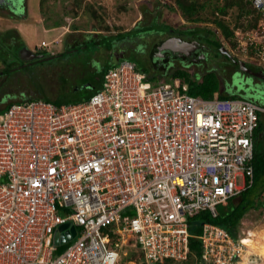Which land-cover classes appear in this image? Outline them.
Here are the masks:
<instances>
[{
    "label": "built area",
    "instance_id": "built-area-1",
    "mask_svg": "<svg viewBox=\"0 0 264 264\" xmlns=\"http://www.w3.org/2000/svg\"><path fill=\"white\" fill-rule=\"evenodd\" d=\"M248 1L255 27L223 47L264 71V0ZM263 116L251 100L153 82L123 58L85 101L13 103L0 113V264H118L125 246L145 264L186 261L188 219L215 217L252 184ZM65 223L75 235L56 245ZM195 237L199 264H259L238 232L206 222Z\"/></svg>",
    "mask_w": 264,
    "mask_h": 264
},
{
    "label": "rangeland",
    "instance_id": "rangeland-1",
    "mask_svg": "<svg viewBox=\"0 0 264 264\" xmlns=\"http://www.w3.org/2000/svg\"><path fill=\"white\" fill-rule=\"evenodd\" d=\"M18 2L16 4L17 7L14 6L13 9H8L17 17H12V15L5 17L4 21H0V45L3 44L4 33L6 31H14L16 34L12 33L6 40L16 39L18 40L17 45H25L23 49L26 48L28 51L30 49L36 51L41 42L50 44V51H43L47 55L50 54V56L53 53L62 51L63 47L66 46L70 49H73L72 47H76L75 49L81 47L83 51L78 53L68 52L61 60H49L32 64L29 67L7 73L4 79H0V100L2 99V103L14 97L12 95L14 89L22 90L21 93L31 92L34 94L44 90L46 91L45 94L55 93L63 96V98H67L68 94L77 98L83 97L85 91L81 85L89 80L82 78L81 74L84 71L87 72L86 65L88 66V64L86 59L91 57L87 51L90 49L92 53L98 51L96 56H94L95 60H91V62L99 61L98 63L94 62V66L103 64L102 61L105 62L108 57L105 51L99 50L101 44H98L95 49L90 47L103 37L134 29H147L145 32L143 31V34L141 33L143 36L140 39L135 37L122 42L123 47H121L122 50L120 52H117L118 48H120L119 44L118 46L116 45V51L110 58L112 66L119 59H122L120 58L123 55L122 53L129 54L134 52L135 55H139V49L144 44L142 42L156 36L158 34L156 31H160L157 28L148 29L153 25H166L175 30H185L199 26L213 28V25L209 23L210 21H207L206 24H191L184 21L178 10L169 8L172 3L171 0H24V6L23 1ZM0 12L4 14V12ZM54 23L57 25L61 24V26L53 27ZM159 36H162V34H159ZM151 40H148V42H151ZM220 40L223 44H229L222 37H220ZM229 46L234 47L232 42ZM220 50L219 52L222 53V48ZM0 52L2 53V51ZM42 55L43 60L44 58L47 59L48 56ZM82 55L84 57L80 58ZM129 60L136 65L140 73L145 76L150 75L151 70L144 59L131 57ZM77 61H79L78 66L75 65ZM235 61L241 65L245 64L239 59ZM245 62L249 63L248 61ZM1 66L0 62V71L2 69ZM101 67H105V65H99L98 68ZM178 67L174 66L167 71L166 75L162 74L163 81H170L171 74ZM244 67L249 70L248 66L244 65ZM190 69L193 71V79L200 81L202 74L195 72L193 67ZM99 70L96 72L97 75H99ZM233 73L232 83L229 82V75L225 77L228 83H222V93L227 94L228 92L242 99H251L253 102L264 106V83L258 81L254 83L253 77L248 76L249 73L239 70L238 67L234 68ZM57 87L63 88V90L53 92ZM72 96L69 98H72ZM262 122L264 123V116L262 117ZM260 142L264 148V131H262L259 139ZM238 182L241 183V180L239 179ZM237 232L242 236H246L249 233L252 234L253 244L249 251L257 255V257H254V261L264 264V254L259 253V248L264 250V207L258 206L249 211L238 225ZM254 242H256V245ZM258 245L260 246L258 247ZM121 255V260L118 264H145L140 251L132 246H125L123 251H121Z\"/></svg>",
    "mask_w": 264,
    "mask_h": 264
},
{
    "label": "trees",
    "instance_id": "trees-1",
    "mask_svg": "<svg viewBox=\"0 0 264 264\" xmlns=\"http://www.w3.org/2000/svg\"><path fill=\"white\" fill-rule=\"evenodd\" d=\"M171 2L172 3L169 5V8L178 10L181 17L186 22H190L191 24H206L207 21H210L209 23L213 25V28L211 27L212 29L197 25L199 27L186 29L185 32L192 35L212 37L214 39L212 43H214L216 46L218 54H221L219 49L221 46H223L222 42L220 41V37H222L226 42H229V44L232 42L233 46V30L237 28L249 30L255 27L259 17L252 4L248 0H171ZM60 26L61 24H53V27ZM155 28L164 30L166 32L172 31V28H169L166 25L158 26L157 24L149 27L148 29ZM146 30L134 29L128 32H120L116 35H109L99 39L97 43L95 42L90 47L95 49L97 48L98 44H103L105 49L110 51L113 44H116L130 36H139V34H143ZM17 43L18 40L16 39L8 41L5 37L3 38V44L0 45V51H2V53L0 52V62L2 64L0 75L9 73L10 67L17 64L16 60L18 59V52L25 46L23 44L17 45ZM42 54L45 56L47 55L43 51ZM110 66L111 64H108L105 67L100 68L99 75L91 74L93 76H88L87 72L85 71L81 73L82 78H86L87 80L89 79L88 82L82 85L79 84L83 86L85 91V95L83 97L77 98L68 94L67 98H63V96L53 93L55 91H62V87V89L59 87L54 89L52 92L53 94H45L46 91L44 90L36 92V94L31 92L21 93L22 90L14 89V91H12V95L14 96L13 98L8 99L4 103H2V99L0 100V113L4 112L13 103L27 102L32 100L51 102L58 106L62 104H71L85 101L100 88L103 80V73ZM88 67L89 65H86V69ZM174 79H178L181 83H185L188 87V93L192 96L201 97L203 99H212L217 94V98L219 99L238 98L236 95L228 96L222 93L220 91V79L212 72L205 73L202 75L200 81H195L192 77L190 80V76L187 72L183 70H175V72H173L170 76V81H173ZM71 96L72 98H69ZM262 131H264V123L262 122V119H260L258 128L254 134L255 148L254 158L252 161L253 178L250 187H247L245 190H243L237 197L228 200L225 206H219L217 208V214L215 217H212L209 211H201L192 215L188 219V231L191 237L188 240L189 255L187 260L181 263L166 260L164 264H199L201 244L195 236H198L201 233L203 223L208 222L222 227L231 235L235 236L237 234L238 225L240 224L243 217L255 207H264V148L262 143H259ZM61 249L62 247H59L58 251Z\"/></svg>",
    "mask_w": 264,
    "mask_h": 264
},
{
    "label": "flooded vegetation",
    "instance_id": "flooded-vegetation-1",
    "mask_svg": "<svg viewBox=\"0 0 264 264\" xmlns=\"http://www.w3.org/2000/svg\"><path fill=\"white\" fill-rule=\"evenodd\" d=\"M21 2L23 1V6H24V0H5V2L3 3L4 5H6V9L11 10L16 6L17 2ZM18 2V3H19ZM2 4V5H3ZM1 6V5H0ZM24 8V7H23ZM8 10V11H9ZM192 29V28H191ZM158 34H156V36L152 37L151 42H148V40L143 41L142 43L143 46L140 47L139 49V55H135L134 52H131L129 54L126 53H122L123 55L120 56V58L123 59H129L131 57H137V58H141V59H148L150 61L151 66H153V69L155 70H161L163 73H167V71L174 67V66H179L178 68H176L175 70H183L185 72H189L191 73V75H193V71L190 68H194L195 72H199L202 75H204L205 73L208 72H212L214 74H216L219 79H220V83H228L226 81V76L229 75V82L232 83L233 81V70L234 68L237 67V61L235 60H240V57L237 55H233L227 52L226 49H223L222 47V53L218 54L217 50H216V46L214 45V43H212V41H214V39L210 36H201V35H192L189 34L185 31H178L175 29H172V31H164V30H160V31H156ZM159 34H162V36H159ZM143 35H139V36H130L120 42H118L116 45L120 46V48H118L117 52L121 51V47H123L122 42L128 40V39H132V38H141ZM170 38H177L180 39L182 42H186L189 44H193L195 45L194 47H191L190 45H187L185 47H187L184 51H179V54L182 55L181 57L178 56H171L169 52H159L157 51L156 47L159 43H161L164 40ZM130 39V40H131ZM158 41V42H156ZM181 44V43H180ZM182 45V44H181ZM117 46L115 48H117ZM184 47V46H183ZM64 49H62V51L58 52V53H53L48 54L47 59L44 58H38V56L42 55V51H40L39 49H37L36 51L33 49H30V51H28L26 48H22L19 50L18 52V59L17 64H15L14 66L10 67L9 72L11 71H15L18 69H23L25 67H29L32 64H37V63H43L45 61H53V60H61L63 59L64 55H67L68 52L70 53H78L79 51H83L80 50V48H77L75 50L76 47H72L73 49H70L69 47H63ZM131 48V46H130ZM152 49V50H151ZM27 50V51H26ZM85 50V49H84ZM151 50V52L149 51ZM220 50V49H219ZM221 51V50H220ZM91 57L86 59V63L89 65V67L87 68V70L89 72H92L93 75H96L97 70H99L100 68L99 65L104 66V64H99L94 66L93 63L96 62H91V60H95L94 59V53L91 52V49L87 51ZM223 52H226L225 54ZM164 55V58L160 59V56ZM159 56V57H158ZM84 57V55H82L80 58ZM238 57V58H236ZM147 60V61H148ZM79 61H77L78 63ZM98 63V61L96 62ZM245 66L249 67V71L258 75L259 73H262L264 75V71H261L260 67H257L253 64L250 63H246L244 62ZM78 66V65H77ZM102 68V67H101ZM249 73V72H248ZM198 74V73H196ZM6 75V74H5ZM5 75H0V79H4ZM248 76L253 77V81L254 83L256 81L258 82H263L264 80H262L259 77L256 76H252L251 74H248ZM255 79V80H254ZM154 80H156L154 78ZM220 84V85H221ZM251 100V99H249ZM253 101V100H251Z\"/></svg>",
    "mask_w": 264,
    "mask_h": 264
},
{
    "label": "water",
    "instance_id": "water-1",
    "mask_svg": "<svg viewBox=\"0 0 264 264\" xmlns=\"http://www.w3.org/2000/svg\"><path fill=\"white\" fill-rule=\"evenodd\" d=\"M3 2H5V0H0V3H3ZM187 45H190L191 47L195 46L192 43L189 44L186 42H182L180 39L171 38V39H168V40L162 42L157 47V51L163 52V53L169 52L171 56L181 57L182 55H180L179 52H177V51H183L181 48L183 46L185 47ZM223 53L225 54L226 52H223ZM42 56L43 55H40V56H38V58H42ZM164 57H165L164 55H161L160 59L164 58ZM237 67L239 70L245 71L247 73L249 72V74H251L252 76H256V77H259L262 80H264V75L262 73H259L258 75H256V74L250 72L249 70H246L244 65H241L239 63H238ZM74 235H75V229L73 226L70 225V223L62 224L61 226H59L58 230L54 234V243L56 245L64 244L66 241L70 240Z\"/></svg>",
    "mask_w": 264,
    "mask_h": 264
},
{
    "label": "crops",
    "instance_id": "crops-1",
    "mask_svg": "<svg viewBox=\"0 0 264 264\" xmlns=\"http://www.w3.org/2000/svg\"><path fill=\"white\" fill-rule=\"evenodd\" d=\"M4 3V2H3ZM3 3H0V11H2V12H4V14H1V12H0V21H4L3 19L6 17H9V16H12V17H17V15H14L13 13H12V11H8L7 9H6V5H4ZM3 4V5H2ZM15 11V10H14ZM24 13H25V10H24ZM24 15V14H23ZM22 15V16H23ZM20 16V15H19ZM21 16V17H22ZM20 19H22V18H20ZM9 20V19H8ZM24 21H25V18H24ZM40 21V20H39ZM189 29H191V28H189ZM178 31H180V30H178ZM182 31H186V29L185 30H182ZM17 32V31H16ZM12 33H15L14 31H6V33H4L5 35L3 36V38L5 37L6 39L9 37V36H11L12 35ZM16 34V33H15ZM169 39V38H168ZM167 39V40H168ZM171 39V38H170ZM164 41H166V40H164ZM164 41H162V42H164ZM221 41V40H220ZM156 42H158V41H156ZM161 42V43H162ZM42 43V42H41ZM161 43H159L157 46H155L156 47V49H157V47L161 44ZM223 44V43H222ZM224 45H226V44H224ZM115 47H116V44H113V46H112V48L110 49V51H108V50H106L105 49V46L103 45V44H101L100 45V51L102 50V51H105L106 52V55L108 54V57L106 58V61L104 62V61H102L103 62V64L106 66V65H108V64H110V58L113 56V53H114V51H116L115 50ZM223 49H225L223 46H221ZM225 47H228L229 48V46H228V43H227V45L225 46ZM187 47H182L181 49L184 51L185 49H186ZM76 50V49H75ZM152 50V49H151ZM151 50H149L150 52H151ZM98 52V51H97ZM96 52V53H97ZM177 52H179V51H177ZM96 53H94V55H96ZM47 56V55H46ZM145 60V59H144ZM148 59H146L145 60V62H146V64L149 66V68H150V70H151V72H150V79L151 80H153V82H157V83H163V82H165V81H163L164 79L162 78V74H165V73H163L161 70H155V69H153V66H151V64H150V61L148 60ZM99 62V61H98ZM101 62V61H100ZM75 65H78V63H76ZM253 65H254V63H253ZM87 75L89 76L90 74H93L92 72H89L88 70H87ZM188 74H189V76H190V80H191V77L193 78V75L191 76V73H189V72H187ZM166 75V74H165ZM154 78L156 79V80H154ZM169 82V81H168ZM221 84V83H220ZM221 87H222V84L220 85V91L222 92V90H221ZM227 90H229L228 88H227ZM217 95V94H216ZM215 95V96H216ZM226 95H228V96H231V94L230 93H228L227 92V94ZM236 97V96H235Z\"/></svg>",
    "mask_w": 264,
    "mask_h": 264
},
{
    "label": "bare ground",
    "instance_id": "bare-ground-1",
    "mask_svg": "<svg viewBox=\"0 0 264 264\" xmlns=\"http://www.w3.org/2000/svg\"><path fill=\"white\" fill-rule=\"evenodd\" d=\"M251 237H252V234H248L247 236H245L243 239H244V243H246L248 246L250 245H252L253 244V241H252V239H251ZM254 244L256 245V242H254ZM260 245H258V247H259ZM259 253L260 254H264V250L262 249V248H259ZM264 256V255H263Z\"/></svg>",
    "mask_w": 264,
    "mask_h": 264
},
{
    "label": "clouds",
    "instance_id": "clouds-1",
    "mask_svg": "<svg viewBox=\"0 0 264 264\" xmlns=\"http://www.w3.org/2000/svg\"><path fill=\"white\" fill-rule=\"evenodd\" d=\"M217 96V95H216ZM238 98H241V97H238Z\"/></svg>",
    "mask_w": 264,
    "mask_h": 264
}]
</instances>
